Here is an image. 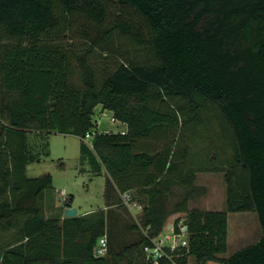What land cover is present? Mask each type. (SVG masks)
Wrapping results in <instances>:
<instances>
[{"label":"trees","instance_id":"1","mask_svg":"<svg viewBox=\"0 0 264 264\" xmlns=\"http://www.w3.org/2000/svg\"><path fill=\"white\" fill-rule=\"evenodd\" d=\"M116 1L140 15L148 39L126 20L99 38L77 29L83 43L66 38L74 17L101 25L104 0H0V264H111L107 209L65 217L69 195L48 217L53 177L27 175L49 155L51 133H93L82 158L106 170V205L119 194L126 206L124 193L141 205L140 239L116 251L118 262L150 264L144 247L177 215L188 239L168 250L177 264H264V0ZM115 33L141 54L115 47ZM99 105L124 132L97 130ZM31 132L43 140L36 151ZM198 173L224 175L225 210L190 207L205 192ZM239 212L257 214L261 235L225 256L229 213Z\"/></svg>","mask_w":264,"mask_h":264},{"label":"rangeland","instance_id":"2","mask_svg":"<svg viewBox=\"0 0 264 264\" xmlns=\"http://www.w3.org/2000/svg\"><path fill=\"white\" fill-rule=\"evenodd\" d=\"M107 4L106 19L101 25H93L90 20L80 16L74 17L73 28L66 35V38L75 40L76 43H83L79 40L78 31L86 27L91 33L101 37L103 33L114 26L120 20L135 23L143 32L145 39L149 38L147 26L143 19L131 7L125 6L116 0H104ZM115 47H119L123 52L130 55L141 54L142 46L133 43L121 33H115L111 38ZM104 57L108 55L103 53ZM97 61L103 58L100 54H95ZM95 120L97 130L103 132H119L122 130V123L115 121L113 113L109 110H102L99 105L96 108ZM31 148L40 149L43 143L41 136L36 132L29 134ZM45 139V138H43ZM49 143V155H43L40 162L29 164L27 175L30 178L38 177L44 173H50L53 177L54 190L48 192L45 200L46 215L48 217L60 216L64 210V200L69 195L74 196L73 207L78 209L79 214L89 213L101 208L107 209L109 241L113 243V253H111V264H123L115 258V253L123 245L140 239L141 227L133 228L134 225L141 224V205L130 208L121 204V195L113 196L112 205L109 207L104 198L106 185V170L103 175H96L88 160H83L81 143H91L92 138L83 140L76 135H64L51 133L47 137ZM196 185L205 189L203 195H199L190 203V207H197L206 210H225L226 204V183L222 173H200ZM170 218L161 232V237L171 233L172 221ZM261 235L260 223L255 212L229 213V249L225 256L234 253L236 250L256 242ZM145 248V247H144ZM136 264H141L137 262ZM190 264H195L191 260Z\"/></svg>","mask_w":264,"mask_h":264},{"label":"built area","instance_id":"3","mask_svg":"<svg viewBox=\"0 0 264 264\" xmlns=\"http://www.w3.org/2000/svg\"><path fill=\"white\" fill-rule=\"evenodd\" d=\"M115 121H118L115 119ZM124 132V130H122ZM93 133H88L86 139L91 138ZM123 203L130 208L138 207L139 204L134 201L129 193L122 195ZM165 228V227H164ZM163 231V230H162ZM188 245L187 239V226L181 221L177 227L172 221L171 233L161 237V233L152 239V245H147L144 248L146 259L150 264H162V259L167 258L171 263L177 264L173 260V255L170 252L175 251L177 248ZM99 255H104L107 251V238L103 236L100 239L99 246L96 248ZM170 250V252L168 251Z\"/></svg>","mask_w":264,"mask_h":264},{"label":"water","instance_id":"4","mask_svg":"<svg viewBox=\"0 0 264 264\" xmlns=\"http://www.w3.org/2000/svg\"><path fill=\"white\" fill-rule=\"evenodd\" d=\"M78 215V209L76 207H66L64 210V216L65 217H75ZM96 255H99L98 250H96Z\"/></svg>","mask_w":264,"mask_h":264},{"label":"crops","instance_id":"5","mask_svg":"<svg viewBox=\"0 0 264 264\" xmlns=\"http://www.w3.org/2000/svg\"><path fill=\"white\" fill-rule=\"evenodd\" d=\"M125 129H126V125L122 123V130H125ZM104 170H105V169L102 170L101 175H103ZM106 174H107V173H106ZM199 174H200V173L197 174V178H198V175H199ZM106 176H107V175H106ZM197 178H196V181H197ZM198 186H199V185H198ZM204 193H205V192H204ZM204 193H203V194H204ZM203 194H201V195H203ZM198 196H199V195H198ZM198 196H196V197H198ZM196 197H195V198H196ZM195 198H194V199H195ZM73 201H74V200H73ZM72 206H73V202H72ZM105 208H106V207H105ZM78 214H79V213H78ZM84 214H86V213H84ZM174 216H177V215H174ZM170 218L172 219V218H174V217L171 216ZM169 221H170V220H169ZM206 264H220V263H217V262H208V263H206Z\"/></svg>","mask_w":264,"mask_h":264}]
</instances>
